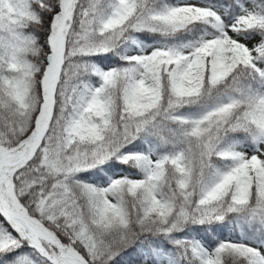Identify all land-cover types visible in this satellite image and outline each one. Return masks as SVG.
I'll list each match as a JSON object with an SVG mask.
<instances>
[{"label":"snow or ice","instance_id":"1","mask_svg":"<svg viewBox=\"0 0 264 264\" xmlns=\"http://www.w3.org/2000/svg\"><path fill=\"white\" fill-rule=\"evenodd\" d=\"M0 264H264V0H0Z\"/></svg>","mask_w":264,"mask_h":264}]
</instances>
